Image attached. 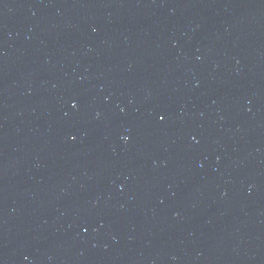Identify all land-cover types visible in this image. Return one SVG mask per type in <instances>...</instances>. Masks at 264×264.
<instances>
[{
	"label": "water",
	"instance_id": "water-1",
	"mask_svg": "<svg viewBox=\"0 0 264 264\" xmlns=\"http://www.w3.org/2000/svg\"><path fill=\"white\" fill-rule=\"evenodd\" d=\"M0 264H264V0H0Z\"/></svg>",
	"mask_w": 264,
	"mask_h": 264
}]
</instances>
